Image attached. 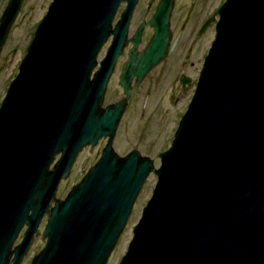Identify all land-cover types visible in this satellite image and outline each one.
Wrapping results in <instances>:
<instances>
[{
    "label": "water",
    "instance_id": "95a60500",
    "mask_svg": "<svg viewBox=\"0 0 264 264\" xmlns=\"http://www.w3.org/2000/svg\"><path fill=\"white\" fill-rule=\"evenodd\" d=\"M24 1L9 0L0 17V56ZM138 1L53 0L35 30L0 106V264L23 263L45 217V245L31 264H108L151 173L157 183L119 264H264V0L219 8L159 167L114 143L134 94L177 46L175 0L161 1L146 47L144 25L131 39L124 97L104 107ZM102 139L98 162L58 199L78 155Z\"/></svg>",
    "mask_w": 264,
    "mask_h": 264
},
{
    "label": "rangeland",
    "instance_id": "374dc122",
    "mask_svg": "<svg viewBox=\"0 0 264 264\" xmlns=\"http://www.w3.org/2000/svg\"><path fill=\"white\" fill-rule=\"evenodd\" d=\"M8 1L0 0V17ZM52 1L25 0L23 3L0 56V106L9 85L19 72V66L34 38L35 30ZM224 1L198 0L197 4H192L191 0L178 1L173 16V31L175 36L181 33L180 42L170 58L147 76L130 101L115 138L114 146L118 154L125 156L137 149L144 156L154 159L156 167L160 166L159 155L171 146L179 122L195 92L202 62L215 38L214 23L210 24L201 37L198 36V31L205 19L211 17L212 13L215 14L217 7L219 9ZM157 2L158 0H141L136 20L143 15L150 16ZM204 5L206 8L203 7ZM218 20L217 15L215 21ZM104 55L103 52L99 60ZM125 61L126 58L123 57L111 78L105 105L123 97L120 77ZM182 74L192 79V83L185 88L179 83ZM104 146L105 141L102 139L98 146L88 147L78 155L71 176L60 184L58 199L64 200L71 189L81 182L88 170L98 162ZM156 183L157 177L151 173L137 198L128 224L108 264H119L125 255L133 238V229L140 220L143 208L151 198ZM45 226L46 217L23 264H31L33 258L43 249L45 241L42 240L41 234Z\"/></svg>",
    "mask_w": 264,
    "mask_h": 264
},
{
    "label": "flooded vegetation",
    "instance_id": "af4514ba",
    "mask_svg": "<svg viewBox=\"0 0 264 264\" xmlns=\"http://www.w3.org/2000/svg\"><path fill=\"white\" fill-rule=\"evenodd\" d=\"M140 1L141 0H139L138 1V4H137V6H136V9H135V12H134V15H133V18H132V21H131V24H130V29H129V33H128V45L126 46V48H125V50H124V53H123V55L119 58V60H118V62H117V65H116V68H117V66H118V64H119V62L121 61V59L124 57V58H126V61H125V65H124V68H123V70H122V74H123V72H124V70H125V68H126V66H127V63H128V60H129V54H130V51H131V49L133 48V42L131 41V39L135 36V34L137 33V31L140 29V27H142L143 25H144V29H143V34H142V37H141V43H140V46H139V49L140 50H142L144 47H146L147 45H148V43L150 42V40L153 38V36H154V33H155V29H154V27H152L151 25H150V21L152 20V18H153V16H154V14H155V12H156V10H157V8H158V6L160 5V3H161V1L162 0H158V2H157V5H156V7H155V10H154V12L150 15V16H140L139 17V20H136V17H137V11H138V6H139V3H140ZM178 1L179 0H175V7H174V11H173V14H172V18H171V30H172V36H173V38H172V41H171V45H173L176 41H178V43H177V46H178V44H179V42H180V37H181V33H179L177 36H175V34H174V31H173V16H174V12H175V9H176V6L178 5ZM197 2H198V0H191V3L192 4H197ZM126 7H127V3H122L121 4V6H120V8L118 9V12H117V15H116V17H115V20H114V23H113V25L115 26L119 21H120V19H121V17H122V15H123V13L125 12V10H126ZM204 8H206L205 7V5L203 6ZM217 10H219L218 9V7H217V9H216V13L215 14H213L212 13V15H211V17H209V18H207V19H205V22L203 23V25L201 26V28L199 29V31H198V36L199 37H201L202 36V34L204 33V31L210 26V24H212V23H214V28H215V34H216V24H217V21H215L216 20V16L218 15V11ZM209 22V24L206 26V24ZM111 42H112V37L108 40V42H107V44L103 47V49H102V51H101V53H100V56H101V54L104 52L105 53V55H104V57L102 58V59H104L105 57H106V55H107V52H108V49H109V47H110V45H111ZM212 45V44H211ZM177 46H176V48H177ZM176 48H175V50H176ZM174 50V51H175ZM173 54V53H172ZM171 54V55H172ZM99 56V57H100ZM170 58V57H169ZM101 59V60H102ZM205 59V58H204ZM167 60V59H166ZM166 60H164L160 65H158L155 69H157L159 66H161ZM100 61V60H99ZM204 62V61H203ZM203 62H202V66H203ZM116 68H115V70H116ZM154 69V70H155ZM202 69V68H201ZM153 70V71H154ZM200 72H201V70H200ZM114 75V74H113ZM122 76V75H121ZM184 78V80H187L188 81V83L184 86L183 84H182V79ZM120 79H121V77H120ZM197 82H198V80H197ZM197 82H196V85H197ZM179 83H181V85H182V87L183 88H185L188 84H190V83H192V79L190 78V77H187L186 75H184V74H182L180 77H179ZM194 83V82H193ZM109 87V86H108ZM196 89V88H195ZM135 95V94H134ZM123 97H124V90H123ZM122 97V98H123ZM121 98V99H122ZM121 99H119V100H121ZM105 100H106V97H105ZM118 100V101H119ZM115 102H117V101H114V102H112V103H110V104H113V103H115ZM110 104H107V105H105V103H104V107H106V106H108V105H110ZM127 109H128V107H127ZM126 109V110H127ZM125 115V114H124ZM101 141V140H100ZM104 141H105V146H106V144H107V140L106 139H104ZM100 143V142H99ZM98 146V145H97ZM105 146H104V148H105ZM73 170V169H72ZM71 174H72V172H71ZM39 231H40V229H39ZM44 231V230H43ZM24 233H25V230H23L22 231V233L20 234V237H19V240H18V243H16V245H18L20 242H21V240L23 239V236H24ZM39 233V232H38ZM38 234H36V236H37ZM36 236H35V238H36ZM35 238H34V240H35ZM41 238H42V240H44L43 239V232H42V234H41ZM34 240L32 241V244H33V242H34ZM32 246V245H31ZM31 248V247H30ZM29 252V251H28ZM27 256V255H26ZM26 258V257H25ZM25 260V259H24ZM24 262V261H23ZM23 264V263H22Z\"/></svg>",
    "mask_w": 264,
    "mask_h": 264
},
{
    "label": "bare ground",
    "instance_id": "6f19581e",
    "mask_svg": "<svg viewBox=\"0 0 264 264\" xmlns=\"http://www.w3.org/2000/svg\"><path fill=\"white\" fill-rule=\"evenodd\" d=\"M258 249L260 250V247H258Z\"/></svg>",
    "mask_w": 264,
    "mask_h": 264
}]
</instances>
